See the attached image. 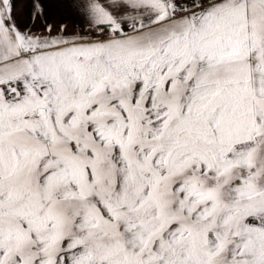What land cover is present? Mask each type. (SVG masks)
<instances>
[{
	"label": "snow or ice",
	"instance_id": "snow-or-ice-1",
	"mask_svg": "<svg viewBox=\"0 0 264 264\" xmlns=\"http://www.w3.org/2000/svg\"><path fill=\"white\" fill-rule=\"evenodd\" d=\"M13 7L0 264H264V0H82L72 36Z\"/></svg>",
	"mask_w": 264,
	"mask_h": 264
},
{
	"label": "crops",
	"instance_id": "crops-1",
	"mask_svg": "<svg viewBox=\"0 0 264 264\" xmlns=\"http://www.w3.org/2000/svg\"><path fill=\"white\" fill-rule=\"evenodd\" d=\"M81 2L82 0H12L13 16L22 30L30 28L37 34L48 35L46 28L49 24L52 26V36L59 34L61 25L66 26L63 32L65 36L82 34L88 31V26L79 8ZM36 4L42 6V14H35Z\"/></svg>",
	"mask_w": 264,
	"mask_h": 264
}]
</instances>
